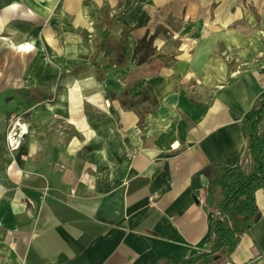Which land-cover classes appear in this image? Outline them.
I'll return each instance as SVG.
<instances>
[{"label": "crops", "instance_id": "crops-1", "mask_svg": "<svg viewBox=\"0 0 264 264\" xmlns=\"http://www.w3.org/2000/svg\"><path fill=\"white\" fill-rule=\"evenodd\" d=\"M92 24L89 38L109 25L118 42L129 27L174 59L133 81L147 95L135 110L120 107L117 68L98 71L94 99L74 80L40 92L42 75L91 54ZM263 92L264 0H0V264H181L209 251L217 211L208 179L194 190L193 178L214 164L253 172L242 120ZM12 114L29 126L16 151ZM256 201L260 220L222 264H264V187Z\"/></svg>", "mask_w": 264, "mask_h": 264}, {"label": "trees", "instance_id": "trees-1", "mask_svg": "<svg viewBox=\"0 0 264 264\" xmlns=\"http://www.w3.org/2000/svg\"><path fill=\"white\" fill-rule=\"evenodd\" d=\"M264 92L242 120L253 172L241 167L210 165L201 172L208 179L206 212L217 211L212 220V244L209 251L194 254L181 264H217L227 260L238 247L242 235L261 218L256 193L264 187Z\"/></svg>", "mask_w": 264, "mask_h": 264}, {"label": "rangeland", "instance_id": "rangeland-1", "mask_svg": "<svg viewBox=\"0 0 264 264\" xmlns=\"http://www.w3.org/2000/svg\"><path fill=\"white\" fill-rule=\"evenodd\" d=\"M93 29L99 30L100 27L98 25L92 24L91 32L88 33V41L86 43H89L90 45L91 54L89 56L87 55L79 57V64L76 65L73 71L68 75L62 67H59L60 70L59 72H57V74L55 72L51 74V76L48 75V80L44 79L45 75H42V78L39 80V83H41L40 92L44 95L49 94V89L46 88V83H49L48 86L53 84V86L59 88L62 85H66L65 82L74 80L76 89L72 92L82 94L83 89L88 90V88H91L87 96L94 99L99 96L100 92L98 90V87L103 83L98 71H101L103 73L104 71L108 70L106 72L108 77V75H110L108 74V72L114 71L117 68L118 75L122 78L120 79V82L125 85L124 91L120 95H118V97L122 98L120 107L123 109L132 108L133 110H135L137 104L140 103V101L144 97L146 98L147 95L138 96L135 92H132L131 87L133 85V81L137 80L140 77L146 78V75H148L149 73H156L158 71H161L163 68H167L173 63L174 59L166 54V56L162 55L161 52L153 51L152 49L154 48H152L150 43H137L133 39L128 40L129 37L127 36L130 34L129 27L123 28L122 32L124 36L121 39L122 33H120L118 42H115L112 37V32L114 30L113 26H102L101 29L103 30V34H100V39L89 38L90 36H94V33H92ZM60 33L62 36H64L67 32L62 33V31H60ZM104 37H106V40H104ZM97 50L104 51V53L96 56V54L98 53ZM133 50L135 53L132 54ZM37 61H39V59H37ZM83 69H85L86 72H90V74L86 73L87 75L85 76L79 74V72H81ZM113 73L114 72H112V74ZM12 76L14 77V75ZM89 81L91 82V84L89 83ZM190 89L193 97H196V99L202 98V96L197 93L198 90H196L195 87H190ZM52 92L54 94L52 98H54L56 94V92H54V88L52 89ZM71 106L72 105L70 103V106H68L69 109H67L72 110ZM20 120V115L12 114L9 116L6 138L10 130L19 128ZM61 122L62 121H60L59 123L60 125L62 124ZM65 124L67 125V123ZM222 262L223 260H221L217 264H222Z\"/></svg>", "mask_w": 264, "mask_h": 264}, {"label": "bare ground", "instance_id": "bare-ground-1", "mask_svg": "<svg viewBox=\"0 0 264 264\" xmlns=\"http://www.w3.org/2000/svg\"><path fill=\"white\" fill-rule=\"evenodd\" d=\"M23 47H25L26 49H33L32 48V44H25ZM117 87L118 90H120L122 88V86L118 83L115 88ZM70 95H67V90L66 89H60V92H59V98L63 101H66L68 98H69ZM71 96H75L76 97V94L73 93V95L71 94ZM51 110H54V109H63V106H56V107H50ZM127 118V117H126ZM73 123L75 125H77L80 129H84L87 127V124L83 121H75V120H72ZM20 125V128H19V131H18V137L20 135L25 134V133H28L29 131V126L25 123V122H21L19 123ZM11 137H12V134H11ZM118 139H119V136H118ZM118 151H123V148L120 146L119 142H118Z\"/></svg>", "mask_w": 264, "mask_h": 264}, {"label": "built area", "instance_id": "built-area-1", "mask_svg": "<svg viewBox=\"0 0 264 264\" xmlns=\"http://www.w3.org/2000/svg\"><path fill=\"white\" fill-rule=\"evenodd\" d=\"M19 128H20V126H19ZM19 128L18 129H12L7 134L6 140H7V143H8V145L12 151H16L21 147L22 141L24 140V137H25V134H23V133H22V135H20L18 137ZM11 134H12V137H11Z\"/></svg>", "mask_w": 264, "mask_h": 264}, {"label": "water", "instance_id": "water-1", "mask_svg": "<svg viewBox=\"0 0 264 264\" xmlns=\"http://www.w3.org/2000/svg\"><path fill=\"white\" fill-rule=\"evenodd\" d=\"M203 187V184L201 182V173H197L192 181V188L194 190H199Z\"/></svg>", "mask_w": 264, "mask_h": 264}]
</instances>
